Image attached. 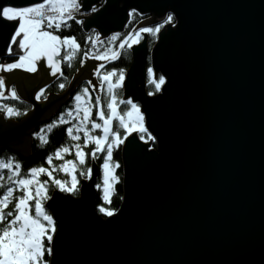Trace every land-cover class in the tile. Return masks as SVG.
Masks as SVG:
<instances>
[{
    "label": "water",
    "instance_id": "water-1",
    "mask_svg": "<svg viewBox=\"0 0 264 264\" xmlns=\"http://www.w3.org/2000/svg\"><path fill=\"white\" fill-rule=\"evenodd\" d=\"M9 2V0H0ZM23 5L32 0H11ZM104 5L92 26L109 33L123 30L128 11L137 8L148 26L167 11L175 23L158 34L152 49L147 35L132 46L123 98L145 111L155 145H122L123 198L115 218L97 208L99 165L77 197L58 194L56 264H264V0H91ZM139 24V25H138ZM11 25H0V58ZM15 51V46H14ZM166 75L162 91L148 95L147 59ZM36 72L16 69L5 75L33 108L21 119L0 114V150L26 151L30 134L57 113L60 103L93 69L106 63L85 59L62 93L35 92L55 77L45 58ZM85 186H87L85 188Z\"/></svg>",
    "mask_w": 264,
    "mask_h": 264
},
{
    "label": "snow or ice",
    "instance_id": "snow-or-ice-1",
    "mask_svg": "<svg viewBox=\"0 0 264 264\" xmlns=\"http://www.w3.org/2000/svg\"><path fill=\"white\" fill-rule=\"evenodd\" d=\"M107 8L104 5L91 3V0H32V2L17 5L11 0L0 2V25H11V30L7 37L3 54H13L17 58L9 62H0V72L8 73L12 70L20 69L27 72H36L38 61L45 58L46 66L50 75L64 76L63 65L71 66L81 50V44L74 35L58 34L62 28L69 27V21H74L77 25L85 23L84 19L78 18L84 13H94L88 17V23H97L103 16ZM138 14L143 17V12L137 8H131L128 16ZM161 22L151 26H142L133 31H129L117 41L122 34L112 32L108 38L109 46L103 51L97 46L103 43L102 31L93 30L92 34L86 37L85 43L92 45L91 49L82 52L79 63L83 65L85 59H97L101 61H115L122 57V49L132 48L143 38L142 34L151 37H158L164 25L172 26L175 21L173 11L163 14ZM113 43H118V47H112ZM15 46V51H14ZM95 53V54H94ZM103 63L93 69V74L98 77L101 91L107 88V98L102 102V97L96 95L94 100L91 90L97 88L92 81H86L85 86L75 91L72 99L74 107L67 108L59 113L57 119L46 124L40 132L33 133L38 137L41 145L47 143L48 133L58 125H65L66 135L77 141L73 145H61L54 149L53 153L45 157L47 164L52 166L54 156L63 158L62 154L75 149L74 160H64L59 165L58 170L66 174V179L54 176L55 168L31 166L22 174V162L9 156L0 158V264H56V244L55 239L59 236L57 231V216H54L48 208L55 211L57 196L53 198L49 193V187L58 189L59 192L70 194V197H77L81 192L79 177L89 179L92 168L85 164L86 156L84 147L90 143L94 144L91 155L95 159L100 152L106 153L103 156V163L100 168L103 170V196L102 200L111 204V195L115 191V185L120 177L116 172L119 167L118 162L113 160V149L124 144L126 138L129 139V148H138L137 142L145 141L148 147L152 145L147 142H155L157 136L149 130L146 125L145 111L141 109V104L134 102L132 98H127L123 110H120V97L118 90L125 80V69L110 67L103 70ZM148 82L154 86V95L162 91V86L166 84L167 77L164 74L154 75L153 67L147 68ZM6 77L0 74V111L9 118L20 114L21 109L13 104L3 103L5 98L19 101L14 85H6ZM59 88L65 87L64 83H59ZM48 85L40 87L35 92L36 99L41 98ZM93 108L96 109L94 119L91 118ZM27 109H25L26 111ZM90 125V127H88ZM122 129V131H120ZM93 130H100L101 134H90ZM83 137V146L78 142ZM78 161V163H77ZM5 170L7 171L8 185L3 183ZM46 175L47 179H40V175ZM87 186H85L86 188ZM96 187H100L99 184ZM15 193V195H14ZM51 200L52 203L45 208L44 202ZM11 207L9 208V205ZM96 208L105 217L115 218L119 209L97 204Z\"/></svg>",
    "mask_w": 264,
    "mask_h": 264
},
{
    "label": "trees",
    "instance_id": "trees-1",
    "mask_svg": "<svg viewBox=\"0 0 264 264\" xmlns=\"http://www.w3.org/2000/svg\"><path fill=\"white\" fill-rule=\"evenodd\" d=\"M141 20V16L138 14H133L132 17H130L125 29L121 32V36L117 38V41L119 39H121L123 37V35H126L129 31H131L132 26H134L135 24H137L139 21ZM69 27L68 28H62L58 34L61 35H74L78 42L81 44V50L80 53H78V55L76 56V58L73 60L71 66H66L63 65V70H64V76L60 77L58 76L55 80L51 81L50 83H48V87L45 89V92L41 94V97H45L46 94L48 93H62L64 92L69 85L71 84V82L73 81V79L75 78V75L78 73V70L81 66V64L79 63V60L81 58L82 52L88 49L92 48V45L90 43H85L86 37H88L89 35L92 34L91 30L90 32H86L82 25H77L74 21H69ZM111 36V35H110ZM106 37L103 38V43H101L100 45L97 46V49L100 51H103V49L105 47L109 46V41L108 38L110 37ZM143 37V36H142ZM157 37H151L148 35V44H149V49H152V47L155 44ZM142 40V39H141ZM112 47H118V43H113L111 45ZM123 55L122 57L118 58L115 61H108L104 64V70L109 69L110 67H116V68H124L125 72L127 71V69L129 68L130 64H131V60H132V53H131V48H127V46H125L124 49H122ZM95 54V53H94ZM12 59H8L6 58V61L9 62ZM147 65L150 66L151 65V58L150 56H148L147 59ZM64 83L65 87L63 89L59 88V83ZM86 81H82L78 87L75 90H80L83 86H85ZM146 88L148 92H153L154 90V86L149 84L148 82V75H147V82H146ZM94 93V95H100L102 97V102L104 100H106L107 98V88L105 86L103 91H96V90H91ZM124 94V90H123V86L118 90V95L120 97V101H122L120 103V110H123L125 104L123 103L124 101L122 100ZM72 98L69 99V103L65 106V108L62 109L61 112H63L67 107H70V104H72ZM3 103H8V104H13L14 106L18 107L21 109V112L19 115L14 116L12 118H9L5 115V117L7 119H21L23 118L32 108V104L27 101V99L21 97V100L19 101H15L12 100L10 97L5 98V100L3 101ZM25 109H27L25 111ZM95 109H94V117H95ZM59 112V113H61ZM0 113H2V111H0ZM59 113H56L51 120L48 121V123H50L52 120L57 119L59 116ZM3 114V113H2ZM46 123V124H48ZM46 124H43L40 126V128L36 131V132H40L41 129L44 128V126ZM65 125L61 124L56 126L51 133H48L47 129H44V133L47 135V143L41 145V142L39 140L38 137L34 136L32 133V139H30V146L29 149L24 151H19L20 153H14L11 150L8 149H3L0 150V158H7L9 156L13 157L14 159H18L22 162V174L26 173V169L31 167V166H40L43 165L45 167H50V168H55L56 170L54 171V176L61 178V179H66L67 176L65 173H63L62 171H59V165L61 163L64 162V160L66 159H73L74 161H76V157H75V151L72 150L69 153H65V157L61 158H56L54 156L53 158V162H52V166H49L47 164V161L45 160V157L54 152V149L61 146V145H68L71 147V145H73L74 143H76L77 141H72L65 132ZM120 131H122V129H120ZM82 146H83V137H81V140L78 141ZM150 143V142H147ZM153 145H155V142H151ZM94 147V144L90 143L88 146L84 147V151L88 154L86 156V160H85V164L86 165H92V161L96 160V162L98 163L99 167L100 165L103 163V156L106 154L104 152H100L96 155L95 159L92 157L91 155V149ZM113 160L118 162L119 167L116 169L117 174L120 177L119 182L115 185V191L112 193L110 199H111V204H108L106 202H104L102 200V190L101 187H96V192H97V204H104V206H111L114 208L119 209L120 204L122 202V198H123V177H124V167H123V163H122V144L118 147V148H114L113 149ZM78 163V161H77ZM40 178L43 179H47L46 175L42 174L40 176ZM80 179V185L81 182L84 180L83 177H79ZM3 183L5 185H8V179H7V171L5 170L4 173V177H3ZM101 183V179L98 176V182L97 184L100 185ZM58 189H53L51 186L49 187V193L50 195H52V193ZM15 195V193H14ZM11 207V204L9 205V208ZM98 210V209H97ZM103 215V214H101Z\"/></svg>",
    "mask_w": 264,
    "mask_h": 264
},
{
    "label": "rangeland",
    "instance_id": "rangeland-1",
    "mask_svg": "<svg viewBox=\"0 0 264 264\" xmlns=\"http://www.w3.org/2000/svg\"><path fill=\"white\" fill-rule=\"evenodd\" d=\"M136 29H138V28H136ZM135 29V30H136ZM135 30L133 31V32H135ZM142 36H143V34H142ZM141 41V40H140ZM151 66V65H150ZM149 67V66H148ZM147 67V68H148ZM152 67V66H151ZM104 70V68L101 70V71H103ZM154 70V69H153ZM160 73H158V74H156V75H159ZM148 75V74H147ZM154 75H155V71H154ZM59 76V75H58ZM57 77H55L53 80H55ZM52 80V81H53ZM96 80L99 82V80H98V77L96 76ZM82 81H88L86 78H84V79H82V80H80L78 83H77V85H76V87L73 89V90H71L70 91V94H69V96H68V98L66 99V101H64V102H62V103H60V105H59V108H58V111H57V113H59V112H61L62 111V109L63 108H65V106L69 103V99L70 98H72L73 97V95H74V93H75V91H77V90H75L77 87H78V85L82 82ZM11 85H14L15 86V81H12L11 82ZM45 85H48V84H45ZM123 86V85H122ZM16 88V87H15ZM123 90H124V87H123ZM91 95H92V98H93V100H94V98H95V96L96 95H94V93L91 91ZM124 95V94H123ZM47 97V94L45 95V97H41L40 99H38V100H44L45 98ZM122 100L124 101V102H126V100H127V98H123L122 97ZM134 101V100H133ZM134 102H136V101H134ZM31 103V102H30ZM32 104V103H31ZM70 107H74V105L73 104H70ZM32 108H33V105H32ZM31 108V109H32ZM67 108H69V107H67ZM66 108V109H67ZM65 109V110H66ZM94 109L95 108H93V111H92V116H91V118H94V119H97L98 120V118L97 117H94ZM64 110V111H65ZM96 110V109H95ZM63 111V112H64ZM52 115V114H51ZM55 115V113H53V115L52 116H54ZM22 119V118H21ZM21 119H18V120H21ZM15 120H17V119H15ZM88 127H90V125H88ZM34 130V129H33ZM32 134V133H31ZM90 134H101V132H100V130H93L92 131V133H90ZM81 137H82V134H81ZM123 145V144H122ZM73 150L75 151V149L73 148ZM69 153V152H68ZM67 154V153H66ZM62 157H65V153L64 154H62ZM66 160H73V159H66ZM95 162H96V160H95ZM97 163V162H96ZM98 164V163H97ZM91 167H92V165H91ZM42 175V174H41ZM40 175V176H41ZM99 177H100V179H101V183H100V187H101V190H102V195H103V170H102V168H100L99 167ZM40 178V177H39ZM41 179V178H40ZM52 196V195H51ZM44 206H45V208H47L46 207V202H44ZM49 210V209H48ZM50 211V210H49Z\"/></svg>",
    "mask_w": 264,
    "mask_h": 264
},
{
    "label": "bare ground",
    "instance_id": "bare-ground-1",
    "mask_svg": "<svg viewBox=\"0 0 264 264\" xmlns=\"http://www.w3.org/2000/svg\"><path fill=\"white\" fill-rule=\"evenodd\" d=\"M83 15H87V13H84ZM82 18V17H81ZM82 19H84V18H82ZM126 25L127 24H125L124 25V28H123V30L125 29V27H126ZM83 27V26H82ZM140 27V26H139ZM139 27H137V28H139ZM132 28H133V26H132ZM131 28V29H132ZM84 29V28H83ZM91 30H96V31H98V28H96V27H94V26H92V27H90L89 29H88V32H90ZM122 30V31H123ZM86 31V30H85ZM121 30H117V31H113V32H122ZM87 32V31H86ZM112 33V32H111ZM111 33H109V35H107V36H104L103 38H106V37H108V36H110L111 35ZM102 38V39H103ZM150 56V55H149ZM6 58H8V59H15V58H17L16 56H11V57H1L0 58V62H7L6 61ZM130 67V66H129ZM128 70V69H127ZM127 72V71H126ZM126 72H125V76H126ZM131 98V97H130ZM53 116L51 115L48 119H46V120H42V122L40 123V124H38L37 126H35L34 127V130L32 131V133L34 132V131H36V130H38L39 128H40V126L41 125H43V124H46V123H48V121L49 120H51V118H52ZM35 133V132H34ZM30 137L32 138V134H30ZM4 149H8V150H11L12 152H13V154L14 153H20L19 151H16V150H13V149H11V148H4ZM1 150H3V149H1ZM94 162H95V160H93ZM47 202V201H46ZM47 207V206H46Z\"/></svg>",
    "mask_w": 264,
    "mask_h": 264
},
{
    "label": "flooded vegetation",
    "instance_id": "flooded-vegetation-1",
    "mask_svg": "<svg viewBox=\"0 0 264 264\" xmlns=\"http://www.w3.org/2000/svg\"><path fill=\"white\" fill-rule=\"evenodd\" d=\"M143 15H144V14H143ZM150 17H151V15H147V16H143V17H141V19H142V20H145V19H149ZM163 18H164V16L161 17V18H158V20H157L156 22L150 24L149 26L154 25L155 23L161 22V21L163 20ZM164 26H165V25H164ZM147 35H148V34H147Z\"/></svg>",
    "mask_w": 264,
    "mask_h": 264
}]
</instances>
